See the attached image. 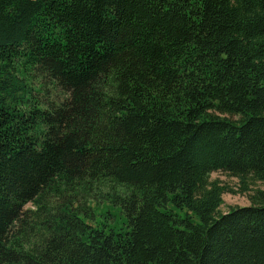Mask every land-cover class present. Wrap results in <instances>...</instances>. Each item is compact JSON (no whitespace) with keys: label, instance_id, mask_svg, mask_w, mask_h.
<instances>
[{"label":"trees","instance_id":"16d2710c","mask_svg":"<svg viewBox=\"0 0 264 264\" xmlns=\"http://www.w3.org/2000/svg\"><path fill=\"white\" fill-rule=\"evenodd\" d=\"M213 172L264 182V0H0V264H264Z\"/></svg>","mask_w":264,"mask_h":264},{"label":"rangeland","instance_id":"374dc122","mask_svg":"<svg viewBox=\"0 0 264 264\" xmlns=\"http://www.w3.org/2000/svg\"><path fill=\"white\" fill-rule=\"evenodd\" d=\"M211 179H218L220 182L234 190L235 192H225L222 195L223 203L220 206L221 212H226L229 207L231 206H245L250 203L249 196L255 192V190H264V182L253 180V178L249 177L248 179V185L250 190L246 193H243L240 190V183L238 180L234 177H230L224 173L221 172H213L211 173ZM112 207V206H109ZM108 207L105 206L103 209L97 210L96 214L97 217L106 223H109L116 228L123 226V219H125V216L122 213H118L115 210V207L110 208L112 210L111 215L109 213H104V210H107Z\"/></svg>","mask_w":264,"mask_h":264}]
</instances>
